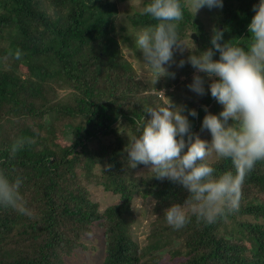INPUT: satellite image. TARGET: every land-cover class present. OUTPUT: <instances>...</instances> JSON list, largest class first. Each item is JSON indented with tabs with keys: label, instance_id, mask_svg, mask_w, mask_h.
Returning a JSON list of instances; mask_svg holds the SVG:
<instances>
[{
	"label": "trees",
	"instance_id": "obj_1",
	"mask_svg": "<svg viewBox=\"0 0 264 264\" xmlns=\"http://www.w3.org/2000/svg\"><path fill=\"white\" fill-rule=\"evenodd\" d=\"M123 1L0 0V169L22 180L20 192L33 212L27 216L0 206V264H81L68 258L84 247L82 239L96 225L105 244L101 264H159L164 248L172 264H264V161L247 175L238 211L212 224L193 215L180 229L167 223L164 210L183 203L187 190L167 178L137 181L130 175L126 148L143 118H150L146 109L168 98L173 102L181 80L166 77L153 90L138 78L116 27L117 4ZM222 2L214 25L223 32L220 43L245 46L260 0ZM127 17L134 28L155 23L141 11ZM214 28L185 10L179 35L200 53L213 47ZM122 40L130 41L126 35ZM198 75L207 83L205 73ZM162 87L166 98L158 94ZM205 92L197 100L173 103L185 107L192 133L211 137L201 130L203 118L219 115L223 106L210 89ZM19 138L26 142L13 156ZM213 166L216 175L235 171L230 160ZM91 184L118 200L101 210L90 197ZM135 197L153 201L154 218L142 246L131 232Z\"/></svg>",
	"mask_w": 264,
	"mask_h": 264
},
{
	"label": "clouds",
	"instance_id": "obj_2",
	"mask_svg": "<svg viewBox=\"0 0 264 264\" xmlns=\"http://www.w3.org/2000/svg\"><path fill=\"white\" fill-rule=\"evenodd\" d=\"M223 7L222 0H149L141 15L155 23L135 34V45L143 54L144 65L155 77L169 75L164 65L173 60L174 48L194 49L180 38L179 25L185 10L195 14L200 8ZM255 15L248 26L249 39L245 46L220 43L223 32L213 29L212 48L190 55L188 62L210 79L212 98L223 106L219 115L207 113L201 130L211 133V142L191 132V123L184 115L185 107L168 101L148 107L149 119L143 118L139 135H134L126 148L128 166H150L157 179L179 183L189 195L183 203L171 204L164 210L167 223L180 229L196 216L208 224L238 211L242 188L247 175L259 161H264V0L254 5ZM215 52L219 59L214 60ZM181 60L179 66L183 67ZM174 75V74H171ZM214 78V79H212ZM205 80L194 75L189 88L205 95ZM163 93V92H162ZM188 114L197 116L194 109ZM17 139L11 148L13 156L25 145ZM185 149H187L185 151ZM230 160L233 171L216 175V160ZM110 167V166H108ZM22 180L12 179L0 169V206L32 216L20 192Z\"/></svg>",
	"mask_w": 264,
	"mask_h": 264
},
{
	"label": "rangeland",
	"instance_id": "obj_3",
	"mask_svg": "<svg viewBox=\"0 0 264 264\" xmlns=\"http://www.w3.org/2000/svg\"><path fill=\"white\" fill-rule=\"evenodd\" d=\"M146 0H125L117 4L118 11L116 13V27L119 33V42L122 49L123 55L127 60H129L134 68L137 71V76L147 85L153 87V90H156L154 87L157 83H162L166 77H169L172 81L176 77H180V84L178 85V90L174 94L173 102L180 103L184 100H197L202 96L195 93L189 88L190 84H186L187 81L193 79L194 75H197V70L188 62V57L190 55H199L197 46L195 45L194 49H188L184 47L183 52L178 50L173 55V60L169 64L164 65L169 75L161 76L155 83H153L155 77L151 75L150 69L144 65L143 54L140 50L136 48L135 45V34L142 29L141 27L132 26L129 22L127 15L135 11H142V8L145 6ZM221 11L219 7L208 8L204 6L200 8L194 15L199 18L200 21L204 23L209 29L214 28V25L218 22V15ZM126 35L130 41L122 40V36ZM193 35V34H192ZM189 47H192L193 43L185 41ZM184 60L185 63L183 67H180V61ZM174 74V75H171ZM206 82L204 84L205 91L209 89V84L211 79L206 75ZM214 79V78H212ZM185 81V82H184ZM176 83H172L174 87ZM68 89H62L61 94L67 93ZM152 91V90H151ZM159 95L163 98H166L165 88L158 90ZM163 92V93H162ZM206 93V92H205ZM69 94V92H68ZM178 95V96H177ZM58 134H61V131H58ZM201 139L211 142V137L208 134L198 133ZM150 166H145L143 164L137 165L136 168H131L128 166L130 175L137 181L140 179H149L152 176V173L149 172ZM90 197L93 201L97 202L100 209L103 210L109 204L115 203L118 200V196L112 193L105 191L99 185L91 184L89 186ZM153 201L150 198L135 197L133 201V211L136 215V221L132 227V235L135 241L140 245L146 243V237L149 232L150 222L154 218L152 213ZM82 243L84 247H78L74 250V253L68 258L71 262H78L81 264H101L105 255V244L102 236V230L99 226H94L93 231L90 234H87L83 239ZM178 243L175 242L174 248L177 247ZM159 264H172L170 254L167 253V248H164L162 251L158 252Z\"/></svg>",
	"mask_w": 264,
	"mask_h": 264
},
{
	"label": "water",
	"instance_id": "obj_4",
	"mask_svg": "<svg viewBox=\"0 0 264 264\" xmlns=\"http://www.w3.org/2000/svg\"><path fill=\"white\" fill-rule=\"evenodd\" d=\"M218 29H221V25L218 26ZM193 38H196L194 35H192Z\"/></svg>",
	"mask_w": 264,
	"mask_h": 264
}]
</instances>
